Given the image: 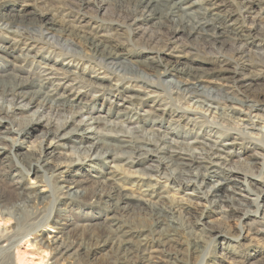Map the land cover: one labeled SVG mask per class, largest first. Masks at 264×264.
Segmentation results:
<instances>
[{
    "label": "bare ground",
    "instance_id": "1",
    "mask_svg": "<svg viewBox=\"0 0 264 264\" xmlns=\"http://www.w3.org/2000/svg\"><path fill=\"white\" fill-rule=\"evenodd\" d=\"M93 1L96 0H79L83 5ZM106 2V0H99L97 5L100 8ZM204 2L206 4L207 1L133 0L132 7L126 15L134 26L150 19L163 21L162 25L166 23L170 27H166L167 29L163 31L165 38L163 41L165 42H170L182 35L185 37L197 35L203 37L204 41L215 45L221 36H226L229 44H232L235 47L234 50L240 53L242 48L240 49L239 45L244 46L249 35L244 34L243 29L235 27L233 24L224 23L225 19H221L219 15L212 13L209 18L207 14L212 8L203 6ZM249 10L250 7H245L242 11L248 12ZM2 15L4 14L0 13V45H3V48H0V60L11 61L13 66H0V128H3L0 131V160L5 158V154L9 155L15 168L19 169L23 175L30 174V171H25L21 166L17 157H20L19 150H24L26 153L32 151L34 147L25 140H19L23 136L28 138L31 130L40 126L43 130L36 136L40 142L38 152L40 159L33 166L36 168L35 172L42 176L44 171H49V169H55L56 175H52L48 181L52 186L51 194L48 186L47 195L41 194L32 185L21 186L23 178L18 177L12 181V185L19 189L18 201L9 203L0 195V216L6 217L8 221L14 220V225L5 230L6 234H4V230L0 233V264H14V259L19 262L25 261L27 250L16 251L13 255L12 248L20 240L43 226V224L36 226L32 232L29 230L19 233V229L29 225L28 220L18 213L21 207L19 202L24 204L25 201H31L34 196L40 200L41 196H49L55 200L56 193L70 202L79 201L88 204L108 202L110 205L108 210L112 215L110 214L111 216L108 217L109 222L105 225L104 231L96 238V241L100 240L97 242L101 244L96 243L91 246L77 245L69 236H71V231H83V227L94 226L93 222L79 224L71 219L67 221L62 219L59 222L61 223L60 227L55 226L56 235L48 238L42 236L39 241L51 252L50 264H100L99 260L93 261L92 258L97 250L106 244H110L116 252L115 260L111 264H162V252L172 241L171 236L163 237L162 235L156 239L151 235H137L116 222L114 217L117 210H124L134 202L140 207L149 209L150 213L155 216V224L160 222L162 208L158 202L168 199L170 195L166 190L168 186L160 187L158 185V174L165 175L162 170L160 171L159 164L163 165V170H166L171 176L170 178L174 180L171 185H175L174 188L178 191L184 190L185 196L194 199L192 205L200 211L198 221L204 216L205 210L217 208L220 210L219 212L224 213L223 218L238 211L241 213L242 220L252 217L253 223H260L264 227V192L251 187L253 183L251 180L255 179L254 176H250L253 174L252 170L250 169V173L239 172V168L231 167L226 158L228 157V153H226L228 147L238 144L236 139H224L222 136L215 137L214 135L213 137L200 138V140L196 137L194 141L188 142L185 137L178 141L168 138L165 134H160V136L146 134L143 125L146 124L147 116L144 115L153 112L158 117L167 116L163 108L165 106L162 102L159 103L158 100H155L158 87L156 83L153 85L154 82L148 83L149 75L143 71H132L138 74V79H141L140 83H144L145 86L136 87L131 84L123 87L117 83L118 81L115 82L106 74L100 73L101 71L93 72L92 70L89 72L86 67L79 68V64L70 65L71 61L64 64L56 59L53 61L49 55L42 56L40 50L29 54V52H33L34 46L24 43L23 48L20 49L18 46L20 41L15 37L12 42H9L11 39L6 38L4 30L10 31L11 27H22L31 34L33 30L30 26H42L45 31H48L50 27L48 25L54 23L48 20L43 22V14L39 16H34V14L29 16L24 12L13 14L11 21H6L5 15ZM173 17L178 18V23H174ZM169 19L173 22L172 24ZM100 30L102 29H92L82 38L89 49L109 67L108 65L114 64L120 55L114 52V45L104 42ZM246 30L250 32L253 29ZM10 33L24 38L16 31H10ZM29 34H27L29 36L27 38L33 40L31 37L33 34L31 36ZM148 59L154 60L149 57ZM88 67L90 66L88 65ZM109 68L113 71L117 70L113 66ZM19 71H23L29 76L20 78L16 74ZM172 73L173 75L181 74L185 81L175 82L170 79L167 81L168 86L175 88L179 94L183 93L186 101L193 103L192 107H194L190 110H181L180 112L183 114L175 116L178 118L177 121L185 120L187 125L193 126L199 122V119L205 120L209 114L227 120L233 119L234 122L235 120L246 122L248 128H243L254 131L255 135L260 138L247 155L249 162L247 161L246 167L250 166L249 168H251L252 164H258V176H261L264 172V155L261 152L264 150V127L262 126V124L264 125V107L249 97L236 99L229 95H223L217 90L203 87L202 83L206 81L207 76L201 68L188 67L184 69L183 67L177 69L175 66L166 67L165 65L159 71L162 76H169ZM6 85L10 86L8 90L4 88ZM94 93L106 97V102L109 104L108 109L95 112L93 106L82 101L83 98L92 96ZM151 94L154 95V98ZM135 105L139 106L141 110L145 109L142 112L144 115L140 116L137 113L139 118L137 117L134 127L137 131L126 128L120 120V117L131 111ZM31 108L34 110L30 115L17 117L18 113L29 112ZM46 110L47 114H45ZM114 112H116L114 121L106 119ZM95 113H97L96 116ZM53 114L62 116L63 119H55L52 117ZM233 114L238 116L234 117ZM70 124L73 126L67 129ZM239 133L241 136L248 135L250 138H254L253 134L246 130ZM43 144H46V147H43ZM56 148H70L74 158L69 160L64 158L50 166L48 157ZM16 151L18 152L16 153ZM220 153H225V156ZM66 156L67 154H65ZM149 160L158 165L145 166V172L140 169L134 171L139 175L131 178L130 188L133 191H126L127 189L120 182L123 178L118 173L117 163H123L131 168L141 164L142 161ZM41 164L44 165V171H40ZM93 165L96 166V169L102 165L97 172L95 171L96 181L101 182L100 187L108 186L109 190L91 191L80 179L82 175L76 171L83 170L84 166L92 167ZM105 166H109L111 171L104 173L102 168ZM1 170L5 175V167H2ZM260 181L262 182V180ZM209 183L212 184L210 188L204 190L203 188ZM70 202L66 205H69ZM11 209L12 211H10ZM108 220L105 219V221ZM239 229L237 236L226 231L210 230L212 244L218 240L219 246H217L224 252L221 253V256H224L225 253L226 255L233 253L235 250L233 248L239 244L240 238H243L241 237L242 228ZM258 233L264 235V228H261ZM89 237L92 238V236ZM4 243L5 245H3Z\"/></svg>",
    "mask_w": 264,
    "mask_h": 264
},
{
    "label": "rangeland",
    "instance_id": "2",
    "mask_svg": "<svg viewBox=\"0 0 264 264\" xmlns=\"http://www.w3.org/2000/svg\"><path fill=\"white\" fill-rule=\"evenodd\" d=\"M98 1L83 5L79 0H0V13L5 15L6 21H11L13 14L24 12L29 14V16L43 14V22L48 20L54 23L53 25H48V27L50 26L48 31H45L42 26H30L33 30L31 32L32 36L27 31L21 33L19 30L24 29L22 27L10 28V31H16L17 34L23 35L24 38L14 36L6 29L4 30L6 32L4 33L3 31V33L7 36V39H11L9 42H12V39L16 37V40L20 41L18 43L20 49L23 48L24 43L34 46L33 52H29V54L40 50L42 56L49 55L53 61L56 59L63 64L71 61L70 65L79 64V68L86 67V70L89 72H92V70L93 72L101 71L100 73L106 74L115 82L118 81L117 83L123 87L130 86L131 84V86L141 87L142 85L144 87V83H140L141 79H138V74L132 71L145 72L150 76L147 79L148 83L154 82L153 85L156 83L158 90L157 96L155 94V100H158L159 103L162 102L167 116L158 117L153 112L152 114L148 113L144 115L142 112L145 109L141 110L139 106L135 105L133 107L135 110L131 109V111L120 117L121 124L126 128L137 131L134 127L139 114L140 116H147L143 129L148 135L158 134L160 136V134H165L168 138L178 141H181L185 137L188 142L194 141L196 137L200 140V138L213 137L214 135L215 137L218 135L222 136L224 139H236L238 144L228 147L229 151L226 150V153H228V157L226 158L229 160V165L231 167H238L239 170L238 168L237 170L239 172L245 171V173H250L252 170L253 174L250 176H254L255 179L251 180L253 183L250 186L255 190L261 189L264 192V172L261 176H258L259 165L252 164L251 168H249L250 166L246 167L247 161L249 162L247 155L250 153V149L254 145L256 146L257 140L260 139L258 135H255L254 131L245 129L248 128L246 122L235 119V122L233 119H229V121L225 118H218L216 115L207 114L205 120L199 119V122L193 126L187 125L185 120H182L183 122L181 120H179L180 122L177 121V117L183 114L180 112L181 110H190L191 108L194 109V107H192L193 103L186 101L183 93L179 94L175 88L168 86L169 83L167 81L171 79L175 82H180L185 81V78L181 74L173 75L172 73L169 76L159 74V71L165 65L166 67L169 65L175 66L177 69L198 67L203 69L205 76H207L206 81L202 83L203 87L217 90L223 95H229L236 99L249 97L258 101L264 107V0H206V4L205 2L203 3V6L212 8L209 11L210 13L207 14L208 17L212 13L219 15L221 19H225L224 23L233 24L235 27L243 29L242 31H245L244 34L249 35V38L243 44L244 46L239 45V48H242L240 53L234 50L235 47L232 44H229L226 36H221L218 39L219 42L215 45L204 41L203 37L197 35L189 37L182 35L170 42H165L163 41L165 39L163 31L167 29L166 27L169 28L170 26L166 25V23L162 25L161 22L163 21L150 19L134 26L130 19L127 18L126 13L130 11L133 0H106L107 2L100 8L97 5ZM245 7H250V10L243 12L242 10ZM169 20L170 24H172L171 19ZM173 20L174 23H178V18L173 17ZM96 28L102 29L100 31H102L101 36L104 42L114 45V52L120 55L114 64L108 65L109 67L113 66V68H117L115 71L107 67L106 62L102 61L99 56H96L82 38L87 32L90 33L92 29ZM248 28H252L253 30L248 32L246 30ZM27 34L33 40H29ZM148 57L154 60L150 61ZM1 65L12 67L13 62L0 60ZM124 66L127 68H124L126 70L122 68ZM77 71L79 72V70ZM16 74L20 78L29 76L23 71H19ZM4 88L8 90L10 86L6 85ZM82 101L93 106L95 112H98V110L105 111L109 107L106 97L95 93L92 96L83 98ZM33 110L34 108H31L29 112L18 113L17 117L28 116ZM47 113L48 111L46 110L45 114ZM115 113L106 117V119L114 121ZM102 116H104V113H102ZM232 116L238 115L233 114ZM52 117L60 120L63 119L62 116H55V114ZM132 120L133 122H130ZM72 126L70 124L67 129ZM262 126L264 127L263 124ZM2 130L3 128L1 127L0 131ZM42 130V127H36L34 130H31L28 138L23 136L19 140H25L34 147L32 151L26 153L24 150L16 151L20 155L17 158L21 166L25 170L30 171V174L23 175L19 169L15 168L9 155L6 156L5 154V158L0 160V195L9 203L18 201L19 189L12 185V181L18 179V177L23 178L21 186L32 185L36 187L35 190H39L43 195H47L49 192V188L38 180L37 177L42 175L35 172L36 168L33 166L35 162H32L35 156H38L40 149V142L39 139H36V136ZM242 130L252 133L254 138H250L248 135L241 136L239 132ZM29 143H26V145H29ZM68 143L70 144V141ZM43 147H46V144H43ZM69 152L70 148L54 149L53 153L48 157L49 165L52 166L64 158L68 160L74 158L71 152ZM261 152L264 155V150ZM65 154H67L66 157ZM220 154L225 156V153ZM133 161L135 162V160ZM151 164L158 165L151 160L142 161L141 164L131 168L123 165V163H117L119 167L118 173L123 178L120 182L127 189L126 191H133L130 188L131 178L139 175L134 171L140 169L142 172H145L144 167ZM159 165L160 171L162 170L166 176L158 174V185L160 187L168 186L166 190L168 195H170L168 199L158 202V205L162 208L160 222L155 224V216L150 213L149 209L140 207L134 202L130 203L124 210H117V213L114 215L116 222L137 235H151L155 236L156 239L162 235L163 237L165 235L171 236L172 241L162 252V264H264V235L258 233L261 228H264L262 224L253 223L252 217L248 220H242L241 213L238 211L223 218L224 213L219 212L220 210L217 208L205 210L204 216L198 221L200 211L192 205L194 199L185 196L184 190H176L174 188L175 185H171V182L174 180L170 178L171 176H169L166 170H163V165ZM101 166H98L97 169L94 165L92 167L84 166L83 170L78 169L76 171L82 175L80 179L84 181L85 186L91 191L96 189L97 191L109 190L108 186L100 187L101 182L96 181L95 171L97 172ZM2 167H5V175L2 174ZM108 167H103L102 171L104 173L111 171ZM14 169L15 172H13ZM126 177L128 178L124 180ZM211 185L209 183L203 189L208 190ZM54 198L55 200L49 197V207L66 205L70 202L62 198L58 193L55 194ZM19 203L21 207L18 213L29 222V225L19 229V233H25L29 230L32 232L36 226L42 224L43 226L38 228V231H34L31 235L20 240L12 248L11 253L13 255L16 251L23 252L27 250L26 260L19 262L14 259V264H50L51 252L44 245L40 244L39 241L42 236L48 238L56 235L57 230L55 226L60 227L61 223L59 222L62 219H56L53 214L52 219L45 222L42 209L46 205L39 198L35 197L31 201H25L24 204ZM89 204L79 201H71L69 204L73 211L71 217L73 222L79 224L94 223L92 227H83V231L70 232V239L77 245L91 246L98 243L100 240H97V242L96 238L104 231L105 225L109 222L108 217L112 215L108 210L110 206L108 202ZM6 219V217L2 218L0 216V233L4 230V234H6L5 230L10 229L14 225L13 219L10 221ZM105 219L108 221H105ZM240 227L242 228L241 237L243 238H240L239 244L233 248L235 250H233V253H230L231 255H226L225 253L224 256H221V253L224 252L219 249L218 240L212 244L210 230L226 231L237 236ZM89 236H92V238ZM115 254V249L110 244H106L97 250L92 259L93 261L99 260L100 264H111L115 260Z\"/></svg>",
    "mask_w": 264,
    "mask_h": 264
},
{
    "label": "clouds",
    "instance_id": "3",
    "mask_svg": "<svg viewBox=\"0 0 264 264\" xmlns=\"http://www.w3.org/2000/svg\"><path fill=\"white\" fill-rule=\"evenodd\" d=\"M21 33H23V31H26V29H21L19 30ZM59 46V45H57ZM0 48H3V45H0ZM5 51H7V49H5ZM40 159L39 156H36L32 162H37ZM25 171H28L27 169ZM40 171H44V165L41 164L40 165ZM52 175H56L55 173V169H49V171H44V175L43 176H38V180H40L41 184H43L44 186H48L50 188V194H51V190H52V186L48 183V181L51 179ZM59 179V177L57 176V180ZM49 194V195H50ZM36 195H39V193H36ZM35 198V196L33 197ZM41 200L43 201V203L46 205L43 209V219L45 220V222H47V220L52 219L53 214L55 215L56 219L60 220H70L72 215H73V211L71 209V207L69 205H60V206H51L49 207V196H41L40 197Z\"/></svg>",
    "mask_w": 264,
    "mask_h": 264
}]
</instances>
